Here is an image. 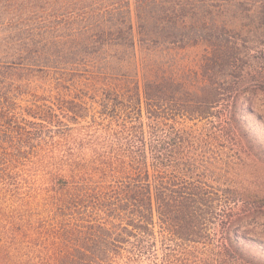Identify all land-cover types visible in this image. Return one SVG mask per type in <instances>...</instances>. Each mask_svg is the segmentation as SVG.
I'll list each match as a JSON object with an SVG mask.
<instances>
[{
	"label": "trees",
	"instance_id": "obj_1",
	"mask_svg": "<svg viewBox=\"0 0 264 264\" xmlns=\"http://www.w3.org/2000/svg\"><path fill=\"white\" fill-rule=\"evenodd\" d=\"M259 67L264 0H0V264H264Z\"/></svg>",
	"mask_w": 264,
	"mask_h": 264
},
{
	"label": "rangeland",
	"instance_id": "obj_2",
	"mask_svg": "<svg viewBox=\"0 0 264 264\" xmlns=\"http://www.w3.org/2000/svg\"><path fill=\"white\" fill-rule=\"evenodd\" d=\"M245 15L248 16L246 23L250 24L249 11L245 12ZM246 30L248 31L249 27H247ZM261 43V40H259L257 44L249 43L248 35L247 39L243 42V46L248 50L249 46L252 47L255 50L253 54L259 57V52L263 48ZM245 61L249 64V57ZM240 65H243V63H240ZM257 71L263 73L264 68L259 67ZM262 75H264V73ZM254 76L258 75L254 74L253 78H249L248 70V74L244 78L240 88H243L248 94L247 104L264 119V77L257 79ZM250 123L255 124L254 120L251 119ZM253 193L264 200V163L260 159L255 160L249 154V235L264 241V207L256 211L252 210V204L254 202Z\"/></svg>",
	"mask_w": 264,
	"mask_h": 264
}]
</instances>
